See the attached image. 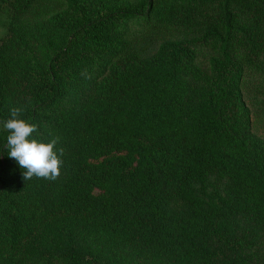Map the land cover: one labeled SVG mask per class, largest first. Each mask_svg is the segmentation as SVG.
I'll use <instances>...</instances> for the list:
<instances>
[{"label": "trees", "instance_id": "trees-1", "mask_svg": "<svg viewBox=\"0 0 264 264\" xmlns=\"http://www.w3.org/2000/svg\"><path fill=\"white\" fill-rule=\"evenodd\" d=\"M0 25V264H264V0H0ZM12 107L60 137L57 180L9 158Z\"/></svg>", "mask_w": 264, "mask_h": 264}, {"label": "clouds", "instance_id": "clouds-1", "mask_svg": "<svg viewBox=\"0 0 264 264\" xmlns=\"http://www.w3.org/2000/svg\"><path fill=\"white\" fill-rule=\"evenodd\" d=\"M23 111L12 107L9 118L3 122V129L8 133L5 145L8 156L23 170L25 181L34 177L55 181L61 176L65 163V149L58 147L60 137L54 136L49 142L37 139L34 134L38 133V126L21 118Z\"/></svg>", "mask_w": 264, "mask_h": 264}, {"label": "rangeland", "instance_id": "rangeland-1", "mask_svg": "<svg viewBox=\"0 0 264 264\" xmlns=\"http://www.w3.org/2000/svg\"><path fill=\"white\" fill-rule=\"evenodd\" d=\"M62 8L61 4H56V3H45L43 5L40 6L41 12L42 13H49L52 14L58 10H60ZM4 29L3 27L0 25V37L4 35ZM141 40H139V49H146V47L150 46L151 48L148 49V53H151L155 48L156 45L154 43H152L153 40V36L150 37V34L144 33L143 35H141L139 37ZM257 134H259L260 136H262L264 138V128L261 129H257Z\"/></svg>", "mask_w": 264, "mask_h": 264}]
</instances>
